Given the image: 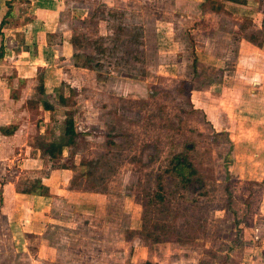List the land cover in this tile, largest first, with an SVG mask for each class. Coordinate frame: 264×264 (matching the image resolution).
Instances as JSON below:
<instances>
[{
    "label": "rangeland",
    "instance_id": "rangeland-1",
    "mask_svg": "<svg viewBox=\"0 0 264 264\" xmlns=\"http://www.w3.org/2000/svg\"><path fill=\"white\" fill-rule=\"evenodd\" d=\"M67 1L83 86L39 88L41 128L20 136L62 150L4 177L52 208L0 264H264V0Z\"/></svg>",
    "mask_w": 264,
    "mask_h": 264
},
{
    "label": "crops",
    "instance_id": "crops-1",
    "mask_svg": "<svg viewBox=\"0 0 264 264\" xmlns=\"http://www.w3.org/2000/svg\"><path fill=\"white\" fill-rule=\"evenodd\" d=\"M67 2L0 0V23L5 19L4 24H0V48L3 51L0 57V228L5 231L2 234L5 239L1 240L0 236V242L6 244V256L12 257V260L25 255L19 243L25 235L21 232L23 226L30 227L38 213L44 214L52 208L49 201L52 196L45 193V185L39 188L41 194H32L30 189L18 188L16 181L8 177L4 179L12 163L16 162L18 167L21 163L23 167L27 164V167L33 168L30 170H34L46 161L44 157H48L41 146L33 145L32 138L20 137L23 133L34 132L37 124L41 128L42 121L28 119L35 113L31 102L37 99L39 88L48 93L52 90L57 92L63 83L74 89L83 86L75 76L80 68L73 63L71 35L64 28V18L59 14L68 8ZM59 95L60 92L56 97ZM50 104L55 105L45 100L37 104V112L44 116L43 131L47 130V122L50 121V117L47 118L50 109L45 108V105ZM8 127L11 128L9 132ZM24 146L29 147L23 149ZM54 174L59 175V178L66 175L59 170L54 171ZM52 176L53 173H50L49 177ZM38 179L34 178L32 182ZM26 182L31 181L27 179ZM24 195H30L29 199L25 200ZM16 263L19 261L12 262Z\"/></svg>",
    "mask_w": 264,
    "mask_h": 264
},
{
    "label": "trees",
    "instance_id": "trees-1",
    "mask_svg": "<svg viewBox=\"0 0 264 264\" xmlns=\"http://www.w3.org/2000/svg\"><path fill=\"white\" fill-rule=\"evenodd\" d=\"M235 3H243L245 0H229ZM5 19L1 20V25L4 24ZM3 56V51L0 48V57ZM87 68H90L91 66H85ZM49 105H45V108H48ZM65 135L68 136V142H72L75 138L76 135H78V133L76 132L75 128H74V124H73V119L72 118H68L66 120V129H65ZM44 146V147H42ZM62 145H60V143L57 142H49L47 144H41V148L44 150V153L50 158V160H56V153L61 152L62 150ZM172 171L178 176L181 177V180L187 184H192V182L195 180V176L197 174L195 168L193 167V165L190 163V161L187 160L186 157L184 156H180L178 157L172 165ZM39 188V187H38ZM37 192H40V190H38Z\"/></svg>",
    "mask_w": 264,
    "mask_h": 264
}]
</instances>
